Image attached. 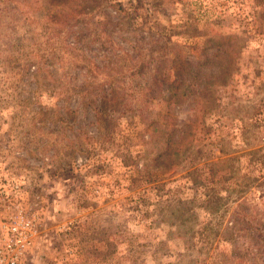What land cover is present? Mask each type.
Listing matches in <instances>:
<instances>
[{
	"label": "rangeland",
	"instance_id": "1",
	"mask_svg": "<svg viewBox=\"0 0 264 264\" xmlns=\"http://www.w3.org/2000/svg\"><path fill=\"white\" fill-rule=\"evenodd\" d=\"M17 211L20 264H264V0H0Z\"/></svg>",
	"mask_w": 264,
	"mask_h": 264
},
{
	"label": "built area",
	"instance_id": "2",
	"mask_svg": "<svg viewBox=\"0 0 264 264\" xmlns=\"http://www.w3.org/2000/svg\"><path fill=\"white\" fill-rule=\"evenodd\" d=\"M35 232V219L22 211L9 217L0 213V264H20L33 247Z\"/></svg>",
	"mask_w": 264,
	"mask_h": 264
},
{
	"label": "trees",
	"instance_id": "3",
	"mask_svg": "<svg viewBox=\"0 0 264 264\" xmlns=\"http://www.w3.org/2000/svg\"><path fill=\"white\" fill-rule=\"evenodd\" d=\"M202 67H203L202 63H199V68H200L199 71H202ZM199 71L196 73H193V79L188 84L184 83L183 80H181V78L179 77L178 80H176L170 84V87L165 89V91L168 94H170L167 99H170L171 100L170 102L172 104L176 103V101H174L176 98L179 99V98H182L183 96H188V95H186V92L191 89V86L195 85L196 79H199ZM220 84L221 85L226 84V78H224L222 81H219V82H217V80H215V82L210 87H208V89H212L214 86L220 85ZM179 91H180L181 95H178ZM168 123H169V121H168ZM174 131L175 130L167 133L168 134L167 135V141L169 142L167 152L172 151L173 148H176V146H178V144H179V141H176L173 138ZM174 152H178V151L175 149Z\"/></svg>",
	"mask_w": 264,
	"mask_h": 264
}]
</instances>
